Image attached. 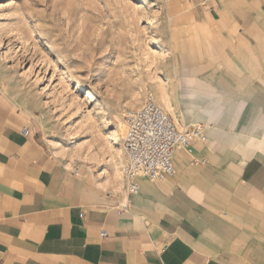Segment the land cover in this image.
<instances>
[{
	"label": "crops",
	"instance_id": "0c3cea01",
	"mask_svg": "<svg viewBox=\"0 0 264 264\" xmlns=\"http://www.w3.org/2000/svg\"><path fill=\"white\" fill-rule=\"evenodd\" d=\"M208 2L169 20L162 96L206 142L175 150L173 176L138 179L137 194L60 163L0 88V264H264L263 0Z\"/></svg>",
	"mask_w": 264,
	"mask_h": 264
},
{
	"label": "rangeland",
	"instance_id": "374dc122",
	"mask_svg": "<svg viewBox=\"0 0 264 264\" xmlns=\"http://www.w3.org/2000/svg\"><path fill=\"white\" fill-rule=\"evenodd\" d=\"M208 1L0 0V88L60 163L120 194L122 115L151 93L172 119L169 20Z\"/></svg>",
	"mask_w": 264,
	"mask_h": 264
},
{
	"label": "built area",
	"instance_id": "2783aa9c",
	"mask_svg": "<svg viewBox=\"0 0 264 264\" xmlns=\"http://www.w3.org/2000/svg\"><path fill=\"white\" fill-rule=\"evenodd\" d=\"M122 122L125 131L121 141V176L129 195L138 193V179L156 182L173 176L175 150L192 154L194 143L206 142L205 126L178 127L158 106L151 93L145 95L137 109L125 111ZM23 132L26 134L27 129ZM75 175L78 176L79 172ZM104 235L101 233V237Z\"/></svg>",
	"mask_w": 264,
	"mask_h": 264
},
{
	"label": "bare ground",
	"instance_id": "6f19581e",
	"mask_svg": "<svg viewBox=\"0 0 264 264\" xmlns=\"http://www.w3.org/2000/svg\"><path fill=\"white\" fill-rule=\"evenodd\" d=\"M158 97V102L159 104L163 107L166 108L165 103H164V98L162 96H157ZM88 98H93V97H88Z\"/></svg>",
	"mask_w": 264,
	"mask_h": 264
}]
</instances>
